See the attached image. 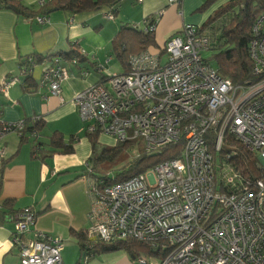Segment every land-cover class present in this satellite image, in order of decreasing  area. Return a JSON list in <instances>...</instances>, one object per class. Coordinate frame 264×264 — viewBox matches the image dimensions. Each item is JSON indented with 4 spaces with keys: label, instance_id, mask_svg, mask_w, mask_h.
Segmentation results:
<instances>
[{
    "label": "built area",
    "instance_id": "1",
    "mask_svg": "<svg viewBox=\"0 0 264 264\" xmlns=\"http://www.w3.org/2000/svg\"><path fill=\"white\" fill-rule=\"evenodd\" d=\"M251 35L249 58L259 78L246 86L220 76L205 58L215 47L209 29L186 24L167 38L163 52L134 54L127 71L75 94L86 134L106 135L113 146L135 142L136 156L138 147L151 154L180 144L176 157L127 179H91L88 247L93 240L138 241L148 250L134 258L137 264H264V11ZM69 62L77 64L78 57ZM69 76L56 57L41 82L59 95ZM15 79L2 78L0 92L5 95ZM23 130V120H0V140L8 132L21 137ZM242 152L253 159L248 172L238 166ZM3 154L0 148V161ZM11 218L17 264H63V240L30 229L32 207Z\"/></svg>",
    "mask_w": 264,
    "mask_h": 264
},
{
    "label": "crops",
    "instance_id": "2",
    "mask_svg": "<svg viewBox=\"0 0 264 264\" xmlns=\"http://www.w3.org/2000/svg\"><path fill=\"white\" fill-rule=\"evenodd\" d=\"M45 1L21 0L32 10H38ZM204 1L180 0L175 5L168 0H119L113 18L106 17L108 6L78 13L58 8L46 14L44 22L36 20L42 14L28 17L0 9V80L16 78L5 95L0 92V120H23L27 129L24 139L17 132H8L0 140L4 152L0 161V208L6 201L11 206L0 221V264H17L11 216L25 207L35 212L30 229L60 237L63 264H76L81 254L77 233L87 231L92 223L89 184L94 177L86 174L91 146L73 98L102 77L125 71L114 54L112 41L121 25L142 30L154 21L153 38L161 47L170 35L180 33L183 25L201 26L204 19L200 22L196 10ZM224 2L217 0L215 8ZM75 50L82 58L72 65L67 54ZM147 50L155 52L157 48ZM56 57L62 58L70 72L59 95L49 94L47 85L41 82L43 71ZM25 60H36L27 74L20 71V63ZM98 65L102 67L97 69ZM54 132L61 133L64 142L74 137L72 151L49 155ZM95 255L85 264H137L123 249Z\"/></svg>",
    "mask_w": 264,
    "mask_h": 264
},
{
    "label": "trees",
    "instance_id": "3",
    "mask_svg": "<svg viewBox=\"0 0 264 264\" xmlns=\"http://www.w3.org/2000/svg\"><path fill=\"white\" fill-rule=\"evenodd\" d=\"M214 1L216 0H206L199 9H203L205 5ZM118 3L119 0H47L38 7V10H32L25 6L21 0H0V9H11L17 14L28 17H34L37 14L46 17V14L58 8L78 13L95 11L108 6L110 14L114 17ZM262 11H264V0H228L217 6L207 21L198 26L200 30L208 28L214 36V50H218V53L214 55V59L217 61V72L220 76L228 78L232 84L246 86L256 82L259 78L252 71L253 64L249 58V42L252 38V27ZM152 23L155 22L152 21ZM147 25L145 29L138 30L135 25L123 24L112 40L114 54H116L120 64L124 66L125 71L129 69L128 62L134 54L141 53L149 47H155L157 51L163 52L162 46L157 47L153 33ZM67 56L70 59L72 56H76L78 61L82 58V55L76 50L67 54ZM36 60H25L20 63V71L27 74L30 66ZM101 79L103 81L105 77ZM25 80H28V78ZM26 130H23V134L26 133ZM21 137L24 139V135ZM86 137L91 146L90 156L86 161L88 165L86 174L94 178L104 177L107 183L124 180L134 174H139L158 161L176 157L180 150V144H175L163 147L161 153L147 154L138 147L139 155L136 156L131 152L135 147V142L117 143L109 147L99 142L96 133L86 134ZM73 142V136H70L67 142H64L62 134L54 132L49 140V146L51 147L47 151H49V155L56 151L70 152L72 151ZM39 146L40 144L36 145V147ZM240 155L243 162L239 161L238 166L246 172L250 171L253 162L252 157L246 152H242ZM111 171L114 172V176L109 175ZM1 206L0 221L5 219L7 213L11 211L9 201L4 202ZM77 237L80 239L81 254L76 264H85L91 255L100 251L123 249L130 258H135L140 252L148 250L144 244L135 240L119 241L113 244H103L100 241L93 240L91 246L88 247L89 239H87L86 231L77 233Z\"/></svg>",
    "mask_w": 264,
    "mask_h": 264
},
{
    "label": "rangeland",
    "instance_id": "4",
    "mask_svg": "<svg viewBox=\"0 0 264 264\" xmlns=\"http://www.w3.org/2000/svg\"><path fill=\"white\" fill-rule=\"evenodd\" d=\"M206 1V0H205ZM205 1H204V3H205ZM217 1V0H216ZM216 1H214V2H210V3H208L207 5H205V7L203 8V9H197L196 10V12H198L199 13V16H200V22L204 19V22H206L207 21V19L209 18V16L213 13V11L216 9L215 7V3H216ZM224 1H228V0H224ZM203 3V4H204ZM202 4V5H203ZM203 22V23H204ZM198 24H200V23H198ZM196 26H200V25H197V24H195ZM218 53V50H211V51H208L207 53H205V58L206 59H209V61L211 62V64L213 65V66H215L216 67V64H217V61H215V59H214V55L215 54H217ZM165 59H166V55H162V57H161V61L162 62H164L165 61ZM99 137H101V139L100 140H102L100 143H103V144H105V145H107V146H109V147H112L113 146V143H114V141H113V139L112 138H110V137H108V136H106V135H101V136H99ZM135 149V147L133 148V150ZM133 150L131 151L132 153H133ZM110 174L109 175H113V171H111V172H109ZM256 175H258V172H256ZM114 176V175H113ZM100 252H102V251H100ZM100 252H96L95 254V256H97ZM92 257L91 258H88L87 259V261H92ZM65 264H67V263H65Z\"/></svg>",
    "mask_w": 264,
    "mask_h": 264
}]
</instances>
